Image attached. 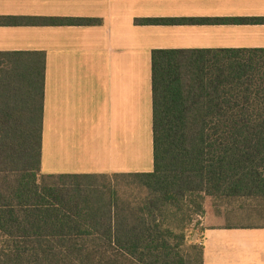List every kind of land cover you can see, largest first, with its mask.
I'll return each instance as SVG.
<instances>
[{"label": "trees", "instance_id": "obj_1", "mask_svg": "<svg viewBox=\"0 0 264 264\" xmlns=\"http://www.w3.org/2000/svg\"><path fill=\"white\" fill-rule=\"evenodd\" d=\"M22 20L0 17V23ZM136 21L174 24L264 18ZM66 22L101 20L47 19L51 24ZM45 60L44 52L0 51V264L105 259L203 264V240L195 256L183 248V234L175 225L180 228V221L202 217L204 201L210 197L264 198V49L153 50L154 169L127 173L119 190L106 184L67 188L55 183L95 176L41 172ZM128 184L139 191L126 192ZM120 192L128 198L109 203L122 214L115 232L72 231L77 229L68 212L82 208L68 201V195ZM89 237L104 239L106 248H83Z\"/></svg>", "mask_w": 264, "mask_h": 264}, {"label": "crops", "instance_id": "obj_2", "mask_svg": "<svg viewBox=\"0 0 264 264\" xmlns=\"http://www.w3.org/2000/svg\"><path fill=\"white\" fill-rule=\"evenodd\" d=\"M0 17L23 18L0 23V51L45 54L41 172L95 176L80 184L75 179L55 183L67 188L106 184L119 190L127 173L154 169L153 50L264 49V21H136L264 18V0H0ZM52 17L101 22L47 23ZM67 198L82 208L68 212L77 229L72 231L97 234L115 232L122 214L109 203L128 195L72 193ZM217 211L199 217L208 223L203 264H264V223H215L217 217H231ZM83 244L106 248L96 237Z\"/></svg>", "mask_w": 264, "mask_h": 264}, {"label": "rangeland", "instance_id": "obj_3", "mask_svg": "<svg viewBox=\"0 0 264 264\" xmlns=\"http://www.w3.org/2000/svg\"><path fill=\"white\" fill-rule=\"evenodd\" d=\"M138 191L137 188H133V185L128 184L126 192ZM204 206L205 213L210 209H215L216 212L220 210L231 216L230 218L223 216L222 219L217 217L214 219L215 223H264V198L217 199L210 197L205 199ZM206 226H208V223L206 225L197 216H194L192 220L180 221V228L175 225L178 232L183 234V248L189 249L195 256L199 255V246H201Z\"/></svg>", "mask_w": 264, "mask_h": 264}]
</instances>
